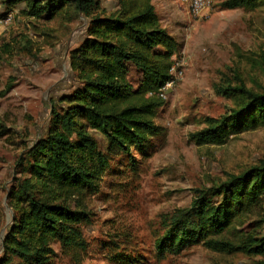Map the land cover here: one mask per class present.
Instances as JSON below:
<instances>
[{"label":"rangeland","instance_id":"rangeland-1","mask_svg":"<svg viewBox=\"0 0 264 264\" xmlns=\"http://www.w3.org/2000/svg\"><path fill=\"white\" fill-rule=\"evenodd\" d=\"M0 0V257L2 240L13 220L9 192L27 176V150L42 136L51 111L77 85L69 52L84 39L89 19L58 14L26 16L25 3ZM108 13L114 0H98ZM160 26L177 42L174 70L154 118L162 132L150 137L144 153L109 152L106 139L94 136L107 157L93 192L75 194L71 207L84 212L79 245L54 244L51 264H247L241 253L211 250L201 244L159 258L156 239L165 217L187 207L195 188L208 187L264 160V125L237 134L222 145H196L189 134L235 104L220 86L264 88V0L252 7L226 8L225 0L200 16L181 0H150ZM102 9H99V11ZM264 213V201L263 209ZM261 214L253 215L257 218Z\"/></svg>","mask_w":264,"mask_h":264},{"label":"trees","instance_id":"trees-1","mask_svg":"<svg viewBox=\"0 0 264 264\" xmlns=\"http://www.w3.org/2000/svg\"><path fill=\"white\" fill-rule=\"evenodd\" d=\"M108 13L98 0H9L25 3L26 16L50 19L58 14L89 19L84 39L69 52L76 87L51 111L45 133L27 150V176L10 190L13 220L2 240L0 264H51L54 244L82 241L84 212L71 207L75 194L93 192L109 152L144 153L162 127L154 118L161 94L172 78L176 40L160 26L150 0H114ZM258 0H225L226 8L252 7ZM99 9H102L99 11ZM234 97L230 110L207 117L189 134L196 145H222L231 137L264 125V88L220 86ZM0 122V136L4 129ZM133 153V154H132ZM189 205L170 212L156 239L159 258L201 244L211 250L241 253L247 264H264V160L208 187L195 188ZM252 218L253 215H258Z\"/></svg>","mask_w":264,"mask_h":264},{"label":"built area","instance_id":"built-area-1","mask_svg":"<svg viewBox=\"0 0 264 264\" xmlns=\"http://www.w3.org/2000/svg\"><path fill=\"white\" fill-rule=\"evenodd\" d=\"M184 6L186 7L188 13H190L193 16H200L206 13V11L211 7L213 4V0H181ZM7 19L0 17V27L6 23ZM172 78L170 81H168L163 89V93L161 94L164 96V90L167 89L169 85L173 82V75L177 76V74H180V72H177L174 70V67L172 66L170 70Z\"/></svg>","mask_w":264,"mask_h":264}]
</instances>
